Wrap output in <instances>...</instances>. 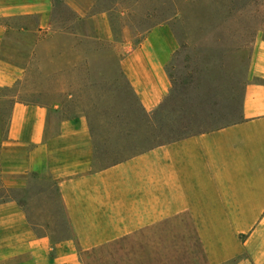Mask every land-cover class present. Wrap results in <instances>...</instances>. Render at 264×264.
I'll return each instance as SVG.
<instances>
[{
	"label": "crops",
	"instance_id": "obj_1",
	"mask_svg": "<svg viewBox=\"0 0 264 264\" xmlns=\"http://www.w3.org/2000/svg\"><path fill=\"white\" fill-rule=\"evenodd\" d=\"M51 10V0H0V89L16 82L2 55L5 22L33 18L40 33ZM176 49L162 25L120 57L146 114L170 93ZM248 74L237 122L100 168L85 116L13 103L0 184L21 190L29 175L48 177L67 236L38 233L17 200L0 202V264H264V42Z\"/></svg>",
	"mask_w": 264,
	"mask_h": 264
},
{
	"label": "rangeland",
	"instance_id": "obj_2",
	"mask_svg": "<svg viewBox=\"0 0 264 264\" xmlns=\"http://www.w3.org/2000/svg\"><path fill=\"white\" fill-rule=\"evenodd\" d=\"M51 1L47 28L40 33L33 18L5 22L2 55L16 82L0 89V143L13 103L57 108L60 118L85 116L99 168L240 119L250 59L264 42V0ZM162 25L177 45L167 67L171 90L144 118L119 61L126 47ZM8 199L24 207L38 233L66 238L48 177L29 175L21 190L0 184V202Z\"/></svg>",
	"mask_w": 264,
	"mask_h": 264
},
{
	"label": "trees",
	"instance_id": "obj_3",
	"mask_svg": "<svg viewBox=\"0 0 264 264\" xmlns=\"http://www.w3.org/2000/svg\"><path fill=\"white\" fill-rule=\"evenodd\" d=\"M141 110H142V109H141ZM142 114H143V117H144V118H148V114H146L143 110H142ZM179 139H180V138H179ZM176 140H178V139H176ZM173 141H175V140H169L167 143H169V142H173ZM164 144H166V143L157 144V145H155L154 147L161 146V145H164ZM154 147H152V148H154ZM152 148L146 149V150H144V151L150 150V149H152ZM144 151H141V152H144Z\"/></svg>",
	"mask_w": 264,
	"mask_h": 264
}]
</instances>
